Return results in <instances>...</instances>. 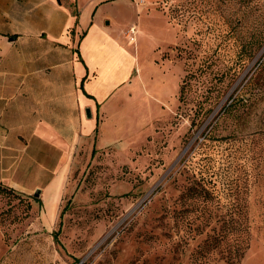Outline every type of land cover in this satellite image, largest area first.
Here are the masks:
<instances>
[{
  "label": "rangeland",
  "instance_id": "1",
  "mask_svg": "<svg viewBox=\"0 0 264 264\" xmlns=\"http://www.w3.org/2000/svg\"><path fill=\"white\" fill-rule=\"evenodd\" d=\"M75 3L131 58L129 108L99 113L110 145L84 143L59 211L2 195L0 264H264V0Z\"/></svg>",
  "mask_w": 264,
  "mask_h": 264
},
{
  "label": "crops",
  "instance_id": "2",
  "mask_svg": "<svg viewBox=\"0 0 264 264\" xmlns=\"http://www.w3.org/2000/svg\"><path fill=\"white\" fill-rule=\"evenodd\" d=\"M67 1L0 0V23L14 29L0 31V44L10 46L0 63V183L42 200L55 189L58 211L84 143L110 145L96 135L99 113L118 103L125 118L122 88L132 73L129 55L94 20L84 22L76 3L70 13ZM4 246L0 231V259Z\"/></svg>",
  "mask_w": 264,
  "mask_h": 264
},
{
  "label": "trees",
  "instance_id": "3",
  "mask_svg": "<svg viewBox=\"0 0 264 264\" xmlns=\"http://www.w3.org/2000/svg\"><path fill=\"white\" fill-rule=\"evenodd\" d=\"M253 1H254V0H239V4L242 3V2H244V4H249V3H252ZM186 78H187V77H185V79H186ZM185 79H184V80H185ZM183 84H184V81H183ZM182 92H183V85H182V87L180 88V97H181V95H182ZM93 153H94V150H92V155H93ZM0 194H1V195H0V198L2 197V195H5V196H10V195H12V197H15L16 199H18L19 202H21V199H22V198H27L26 195H23V194H21V193L15 191V190L9 188V187H6V186L2 185L1 183H0ZM0 201H1V200H0ZM34 201H36L37 203L40 204V201H39V200L34 199ZM0 203H1V202H0ZM1 205L3 206L2 203H1ZM62 213H63V211H61V214H60V216H59L60 218H61V216H62ZM0 231H1V229H0ZM58 233H59V231L53 233V238H54V241H55L56 243H59V241H58ZM230 264H231V260H230Z\"/></svg>",
  "mask_w": 264,
  "mask_h": 264
},
{
  "label": "built area",
  "instance_id": "4",
  "mask_svg": "<svg viewBox=\"0 0 264 264\" xmlns=\"http://www.w3.org/2000/svg\"><path fill=\"white\" fill-rule=\"evenodd\" d=\"M130 33H133L134 34V28H131L130 29Z\"/></svg>",
  "mask_w": 264,
  "mask_h": 264
},
{
  "label": "water",
  "instance_id": "5",
  "mask_svg": "<svg viewBox=\"0 0 264 264\" xmlns=\"http://www.w3.org/2000/svg\"><path fill=\"white\" fill-rule=\"evenodd\" d=\"M38 193H35V196H37Z\"/></svg>",
  "mask_w": 264,
  "mask_h": 264
}]
</instances>
